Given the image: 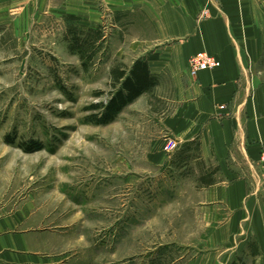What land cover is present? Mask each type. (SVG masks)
<instances>
[{
	"label": "rangeland",
	"instance_id": "rangeland-1",
	"mask_svg": "<svg viewBox=\"0 0 264 264\" xmlns=\"http://www.w3.org/2000/svg\"><path fill=\"white\" fill-rule=\"evenodd\" d=\"M31 9L0 13L4 211L25 205L38 215L61 264L256 263L243 241L230 244L222 223L205 216L203 186L210 177L220 180L214 163L199 157L196 145L164 150L167 141H177L168 75L155 77L113 122L88 118L89 107L114 91L111 69L138 59L115 57L118 45L144 37L148 28L126 27L116 37L108 17L91 28L78 16ZM120 18L124 25L132 19ZM91 31L101 37L83 67L73 36L90 38ZM142 50L145 55L154 46ZM30 143L41 149L25 152Z\"/></svg>",
	"mask_w": 264,
	"mask_h": 264
},
{
	"label": "crops",
	"instance_id": "crops-1",
	"mask_svg": "<svg viewBox=\"0 0 264 264\" xmlns=\"http://www.w3.org/2000/svg\"><path fill=\"white\" fill-rule=\"evenodd\" d=\"M26 7L78 16L91 28L108 17L116 37L126 27L148 28L144 37L120 43L115 57L134 53L146 60L153 77L171 79L175 138L183 151L196 145L199 157L213 162L220 174L218 182L210 177L203 186L205 216L222 223L230 244L243 241L254 264H264V183L258 163L264 151V0H0V13ZM121 15L132 19L124 25ZM141 48L147 54H138ZM200 52L220 67L192 78L187 64ZM4 201L0 196V264H61L39 216L25 205L7 214Z\"/></svg>",
	"mask_w": 264,
	"mask_h": 264
},
{
	"label": "trees",
	"instance_id": "trees-1",
	"mask_svg": "<svg viewBox=\"0 0 264 264\" xmlns=\"http://www.w3.org/2000/svg\"><path fill=\"white\" fill-rule=\"evenodd\" d=\"M89 34L91 37L88 36L85 39L77 38V34L73 36L75 37V49L80 55L83 67H86L91 60L101 37L98 31H91ZM110 73L114 91L105 103L93 104L88 109L93 112L88 117L89 120L97 125H107L113 122L125 107L147 93L155 82V77L150 74L145 59L135 60L129 68L118 65L113 67ZM36 149H41V145L30 143L23 147L25 152H32Z\"/></svg>",
	"mask_w": 264,
	"mask_h": 264
},
{
	"label": "built area",
	"instance_id": "built-area-1",
	"mask_svg": "<svg viewBox=\"0 0 264 264\" xmlns=\"http://www.w3.org/2000/svg\"><path fill=\"white\" fill-rule=\"evenodd\" d=\"M203 16L207 17L206 13H203ZM218 67H220V62L205 52L195 54L189 59L187 64L188 74L192 78H195L202 71H212ZM178 145V141L169 140L166 142L164 150L167 152L173 151L178 148ZM258 163L260 178L264 183V151L261 153Z\"/></svg>",
	"mask_w": 264,
	"mask_h": 264
}]
</instances>
